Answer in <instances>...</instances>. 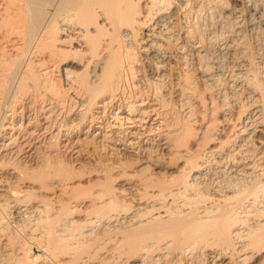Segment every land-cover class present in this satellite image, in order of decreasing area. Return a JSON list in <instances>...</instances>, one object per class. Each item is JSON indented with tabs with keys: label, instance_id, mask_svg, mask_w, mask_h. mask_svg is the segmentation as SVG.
Wrapping results in <instances>:
<instances>
[{
	"label": "rangeland",
	"instance_id": "374dc122",
	"mask_svg": "<svg viewBox=\"0 0 264 264\" xmlns=\"http://www.w3.org/2000/svg\"><path fill=\"white\" fill-rule=\"evenodd\" d=\"M187 1L188 0L180 1V10L182 9V11L179 10L177 12V20L175 19L176 21L171 29V36H173L171 39L173 38L172 42H175L179 45V47H183L182 45L185 47L184 49H181L184 50V52L182 51L181 53L180 51L183 65L182 70L184 68V72H187L188 83L189 86H191L190 88L192 91H190L189 96H187L188 98L185 97L183 99L184 105L173 103L169 97H167L169 100L166 99L169 103L166 104L168 107L166 109L168 110L165 116V125H168L167 128H164V130L168 133L174 131L172 133L173 135L171 134L172 136H170L172 138L175 137L174 139L171 138L173 140L170 142L171 145L169 144V141H167L169 144L167 149H165L162 145L163 143L161 142L163 141L158 139L157 132L154 134V140L151 138V142L148 141L144 146H139L140 149L138 150L140 152L137 150H133V152H131L127 149L124 151V147L118 146L120 140L122 139V135L120 133L116 134L113 141L109 142V139L103 137L105 133L96 136L97 130H90L88 125H80L79 121L65 122L62 118L70 113L69 111L76 113V109L74 107V103L72 101L70 102L71 91L69 88H66L61 75L58 74L59 72L55 68L53 71L50 67L43 68L39 65L33 66L32 71L29 68L30 74L32 77L34 76V81L32 82L36 83L38 80V84H33L32 82H28L26 84L27 86L25 89L28 92H26L27 95L29 94L28 98L25 99L24 104H19L21 107L19 106V108H17V114L13 118H10L12 115L9 113V117L5 123L7 126H10L12 123V125L16 128L13 138L14 141L12 140L15 143V146L12 141L8 142V140L6 141L4 139V133L0 135V149L3 144L9 143L11 144L10 148L14 149V151L7 153L5 156L0 153V181L2 180L7 182L6 185L8 184L7 187H9L10 192H14L13 194H16L15 196L18 198L15 203L10 197H5L6 195L0 198V264H17L20 256L23 257L20 261L23 260L24 263L28 262L29 264H78L80 262L79 257L73 261L74 256L71 254L63 256V254L60 255L59 252L53 253L51 249H47L50 248L49 243L45 242L50 241V239L47 235V227H45V224L41 222L43 217L44 220H46V214L44 212H48L47 216H51L49 217L51 219L65 220V216H58L61 214L59 212L62 211L60 208L63 207L70 208L71 212L74 213V215L72 214V218L78 225H86L90 221H94L92 222V226L89 228L93 229L92 234L89 236L83 237L81 235L80 238L78 237L77 232L75 234H77L76 236L79 240H75V237H73L74 240L71 241L69 239L71 237H68L69 234L66 235L69 239V243L75 241L79 244L81 243V245L87 246V249L83 254L89 253L92 258L88 260V262L87 258L85 259V256H83L85 259L84 261H87L84 263L129 264L127 262L129 255H125L123 253L117 254L115 252L108 253L106 248L104 249L103 246L105 245L106 247V243L104 242L107 241L108 237L112 236V233L109 232V228L110 230L113 228L112 226L114 222L110 223V226H105L106 223L95 217L96 207H98L102 202L104 203V201L107 202V200H110L114 203L116 202L120 206L119 210L128 209L129 212H136V209L142 207L144 211L147 209L149 212H152L151 208H153L156 213V208H159L162 204L163 207L166 205L167 209L175 208L186 213L188 212L186 210L194 208V205H192L191 202L195 198V195H193L192 192L183 194L184 196L181 195L183 197H175L173 198V201L168 200L167 202H163L159 206L157 204L158 201L156 202L157 190L159 191V189H162L166 192L175 189L179 185L180 181H182L183 176L187 175L189 169L188 167L192 166L191 164H193L194 161L204 163L203 177L199 180L200 182L198 181V188H196V192H199L200 196H202V194L203 196H206L207 192L209 197H212L211 194L214 192H209L208 189L204 187L206 184L207 186L211 185L213 191H218V184L221 185V183H224L222 186L225 189L223 190L220 188L219 190L229 191L228 187L233 185L231 178L234 177V174L232 173L235 170H238L237 172L239 174H241L242 170H255V173L252 175L253 177L250 176L251 179L247 178V182H249L252 187L255 185L259 187L258 185L264 181V122L256 120L250 115L251 110L254 109L256 105L264 102V2L262 0H252L251 4H253V8L255 9L257 4L259 7H256V10L258 9V15H256V17H251L247 12H242V14L240 13L237 15L232 13L228 15L224 14L223 10L229 8L230 6V4H228V0H191L193 2L189 0V4ZM173 5L176 6L177 2L176 4L173 3ZM137 6H135V8ZM139 7H137V9ZM186 29L188 31H186ZM185 32L187 35L189 34V37L191 38L189 42L184 40ZM177 33L179 37H177ZM175 40L180 41L178 43ZM191 43L193 45H191ZM189 45L193 47L189 49ZM124 53L126 57L124 61L126 62V66H128L127 68L125 66V72L122 75L124 83L122 85L125 91L124 99L126 100L125 102H127L129 100L128 97L136 93L137 87L138 90L141 89L146 91V86L145 84H139V81L142 79V55L138 50V47L136 50H129L128 53L124 51ZM126 53L129 55L128 57ZM183 56L184 58H187L184 59ZM183 60H186L187 65H185L186 63ZM127 61L129 64H127ZM8 64L9 63L6 62V65ZM247 66L248 68H246ZM46 68H48V70L50 68L51 71H48ZM44 72H46V74ZM82 72L80 73L81 77L83 75L84 77L89 76L88 70L87 72L86 70H84L83 73ZM3 74L4 73H1L0 75V89L6 85L7 81L5 78L7 72L4 75ZM202 75H204V77ZM258 80H261V82ZM4 81L5 84L2 83ZM17 81L14 83L15 85H13V87L15 89L14 94H16L17 97L16 100L20 102V98L18 97H21L20 95L22 94H20V90L17 89L19 88V81ZM255 81H258V83ZM254 82L256 83V88L262 95V99L255 97L250 91ZM32 86H35V89ZM42 86L43 89H41ZM33 89L36 91H33ZM2 90H0V99L2 96ZM38 92L42 97H38ZM43 92L45 93V97L41 95ZM35 93L37 97H34ZM57 94L62 102L56 105L57 101H55L54 98ZM52 95H54V97ZM32 96L34 97L33 99ZM253 96L255 98H253ZM30 99H32V102L29 101ZM47 99H49V101ZM22 106L27 108L26 111H29L30 119H28V115L23 118L19 114ZM50 106H52V110L49 108ZM71 107H74V109ZM49 112L53 115L50 127V129L52 127L53 129L47 130L45 135L40 134V136L38 133H33L31 135L30 132H34L35 127L38 126V124L42 125L46 116L50 115ZM66 112L68 113L66 114ZM93 112L95 113L94 110ZM56 114L58 116L60 115V118H58ZM110 114L111 112L108 113L109 120L107 121L109 122H111L112 118ZM246 119H248L249 122ZM52 123H54V126ZM65 123L67 124L65 125ZM70 123L72 125H70ZM59 125L62 126L61 133L55 136ZM168 126L169 128L170 126L172 127L171 130ZM249 126L251 127L249 128ZM52 132L54 136L52 135ZM33 141H35V143L37 142L38 145L36 144V147L39 146V149H36ZM33 145L34 147L32 148ZM116 147H118V149ZM171 147H173V149ZM181 152L184 154L181 155ZM177 154L179 155L177 156ZM146 160H149V162ZM150 160L153 161L151 162ZM187 160L189 164L185 167L184 165ZM145 162L148 163V166L146 165L148 167L147 170H145L146 168L144 169ZM236 162H238L239 165H237L238 163L236 164ZM233 163H235L234 166ZM15 165L17 169L14 167ZM106 166L109 167V169ZM245 166H248V168ZM13 170L15 171L14 175L12 174L14 173ZM17 173L20 174L17 175ZM248 173L251 175L249 171ZM236 177H238V179L243 178L242 175H237ZM142 180L144 182L145 180L149 182V186L152 188L147 185H145L147 187H144L146 182L144 183ZM207 180H210L209 184ZM220 180L223 181L221 182ZM128 182L129 184H126ZM157 182H160L162 187H159L161 185L159 184L158 186ZM136 183L137 187H133V184ZM225 194L232 196L231 192ZM258 194L260 197L259 202L262 203V200L264 201V194L260 191ZM186 196H188V198H185ZM190 197L194 198L192 199ZM185 202L188 203V205H186ZM204 203L205 202H201L199 206L203 207L205 204L208 206L207 203ZM155 204H157V206ZM171 206L174 207L171 208ZM159 211H161L160 214L162 213V216H165L163 212L165 211L164 208H161ZM242 214L241 217L244 216H242ZM248 223L252 224V221H248ZM89 229H85L84 231L87 232ZM104 231H106V233ZM42 234H44V236ZM57 234L59 233L57 232ZM59 235L63 236L64 234L61 233ZM43 238H46V240ZM216 242L217 243L214 241V237L206 236L202 241L194 243L195 245L191 244V247L190 245L185 244L181 246L182 248H178L173 244H170L168 241L167 244H170V247H165V250L160 248V252H156L157 250H155V252H148V254L144 255V257L142 256V259L138 262V264H235V258L233 259L232 255L225 256L226 254H224L225 250L222 249V244L218 243V241ZM150 253L155 254L151 255ZM247 254L249 255V253ZM230 256H232V258H230ZM228 258H230V260H228ZM20 261L18 263H20ZM251 263L264 264L261 262V258L258 257L252 258Z\"/></svg>",
	"mask_w": 264,
	"mask_h": 264
},
{
	"label": "bare ground",
	"instance_id": "6f19581e",
	"mask_svg": "<svg viewBox=\"0 0 264 264\" xmlns=\"http://www.w3.org/2000/svg\"><path fill=\"white\" fill-rule=\"evenodd\" d=\"M180 1L181 0H0V75L1 73L5 74L7 72L5 77L7 81L4 79L6 81V85L2 88L3 90L0 89L2 90L1 92L2 96L0 99V135L4 133L5 135L4 139L6 141L7 140L8 142L12 140L14 141L13 138L16 132V128L12 125L10 121H9L11 123L10 126L5 125V123L9 117V113H11L12 115L10 118H13L17 114L18 111L17 108H19L20 106L19 104L20 103L24 104L25 99L28 98L29 94L27 95L28 92L25 89L27 86L26 84L28 82L34 81L33 78L34 76L32 77V75L30 74V69L32 71L33 66L39 65L40 67L43 68L50 67L52 71L54 70V68L57 69V71L59 72L58 74L61 75L62 80H64L65 82L66 88H69V90L71 91L70 102L72 101L74 103L76 113L71 111H69L70 113L66 112V114L67 113L68 114L65 115L64 118H62L64 119L65 122L79 121L80 125L81 124L88 125L90 127V130L91 129L97 130V135L95 134L96 136L105 133L103 137L109 139V142L113 141L115 135L120 133L122 137L120 135L119 136L122 139L120 140L118 146L124 147L123 148L124 151L125 149H127L131 152H133V150L139 151L138 150L140 149L139 146L142 147V145L144 146L145 144H147L148 141L151 142V138H153L154 134L157 132L158 139H160V141H163L161 143H163L162 145L165 147V149H167L170 142L173 141L172 139H174L175 137L174 138L171 137L174 131L168 133L166 130H164V128H167L168 125V124L165 125V121H166L165 116L168 110L166 109L168 108L166 104L169 103L167 102L166 99H168L167 97H169V99L173 103L181 105L183 104L184 101L183 99L189 96L190 91H192L190 88L191 86H189L188 83L189 81H188L187 72H184V68L182 70L183 65H182L181 53L182 51L184 52V50L181 49H184L185 47L184 45H182L183 47H179V45H177L175 42H172L173 38L171 39V37H173L171 36V29L173 24L177 20L176 15L181 7ZM228 1H229L228 4H230L229 8L223 10L224 14L226 15L230 13L237 15L240 13L242 14V12H247L248 15L251 17H256V15H258V11H257L258 9L256 10L258 4L254 9L253 8L254 6H252L253 4H251L252 0L251 1L228 0ZM262 1L264 2V0ZM262 1L260 2L263 3ZM176 2L177 5L174 6L173 3L176 4ZM189 3L190 2H188V4ZM137 5H139L140 7ZM135 6L139 8L137 9V7L135 8ZM180 11H182V9ZM186 31L188 30L186 29ZM177 37H179L178 33H177ZM184 40H186L187 42L191 40L189 34L187 35L186 32L184 33ZM175 41L179 43L180 40H175ZM191 45L193 44L191 43ZM137 47L142 55V60H141L142 79L139 81V84L140 83L142 85L145 84L146 91L141 89L138 90L137 87L136 93L128 97L129 98L128 100L129 103H128V101L125 102L126 101L124 99L125 91L122 85L124 84L122 75L125 72L124 70L126 66V62L124 61L126 58L124 51L128 53L129 50H134V49L136 50ZM188 47L189 49H191L193 46L189 45ZM127 53L126 55L128 57L129 55ZM6 62L9 64L6 65ZM184 62L186 63V60ZM127 64H129L128 61ZM185 65H187V63ZM246 68H248V66ZM46 69L48 70V68ZM84 70H86V72L87 70L89 71L88 77L86 76L84 77L83 74L82 77L80 76V73L82 71L84 72ZM46 72L44 73L46 74ZM202 76L204 77V75ZM17 80L19 81V88L17 89H19L20 90L19 93L22 94L20 95L21 97H18L20 98V102L16 100L17 97L16 94H14L15 89L13 87V85H15L14 83ZM5 81L2 83L5 84ZM258 81L255 82L258 83ZM255 82L253 84L254 87L251 86L250 91L252 92V94H254L255 97L262 99V95L256 88ZM259 82H261V80ZM32 83L36 84L34 82ZM34 89L33 91H36ZM41 89H43V86ZM134 91H135V87H134ZM44 94L45 93L43 92V94L41 95L45 97ZM54 95L52 96L54 97ZM35 96L37 97L36 93L34 97ZM39 96L40 95L38 92V97ZM254 96L253 98H255ZM34 97L32 96V99ZM32 99H30L29 101H31ZM47 100L49 101V99ZM54 100L57 101L56 105L62 102L60 101L58 94L55 96ZM41 107L44 108L43 106ZM51 107L52 106H50L49 108L51 109ZM74 107L71 108L74 109ZM26 109L27 108L25 106H22L20 110L21 112L19 114L23 118H25V116L28 115L27 117L28 119H30L29 111H26ZM93 110L95 111V113L93 112ZM110 112H111L110 116H112V118L110 117L111 122L107 121L109 120L108 113ZM250 115L253 116L256 120L264 122V102L256 105V107L251 110ZM52 116L53 115H51V113L49 116H46L42 125L38 124V126L35 127L34 132L32 133L30 132V134L32 135L33 133L34 134L38 133V135L40 134L45 135V132L47 133V130L53 129V127L50 129ZM56 116L60 118L59 117L60 115L58 116L56 114ZM246 120L248 121V119ZM52 124L54 126V123ZM66 124L67 123H65V125ZM60 125L58 130L56 131L57 133H55L56 134L55 136L61 133L62 126ZM70 125L72 124L70 123ZM250 127L251 126H249V128ZM171 128L172 127L170 126L169 129L171 130ZM35 141L33 142L35 143ZM167 141H169V144L167 143ZM36 144L37 142L35 143V147ZM10 147H11L10 143L3 144L0 149V153L4 156L7 155V153H11L12 151H14V149ZM33 147L34 145L32 146V148ZM173 147L171 148L173 149ZM37 148L39 149L40 147L37 146L36 149ZM116 148L118 149V147ZM178 149L180 150L179 147ZM182 152L180 153L181 155L184 154V153L182 154ZM178 155L179 154H177V156ZM148 159H152V158H148ZM146 161L149 162V160ZM237 163L238 162H236V164ZM144 164H145L144 169L146 168L145 170H147L148 163L145 162ZM188 164L189 163L187 160L184 166L187 167ZM234 164L235 163H233V166ZM16 165L14 167H16ZM191 165L192 166L188 167L189 169L187 175L183 176L182 181H180L179 185L175 189L166 192L165 190L163 191L162 189L161 190L159 189V191L157 190V199H156V202L158 201L157 204L160 206V204L163 202H167L168 200L173 201V198L175 197L176 198L179 196L183 197L184 196L183 194H188L189 192H192L193 195H195L194 196L195 198L194 197H190V198L192 199L194 198L193 200L191 199L192 200L191 203L192 205H194V208L191 210H186L188 211L186 213H184L183 211H179L178 209L175 208L173 209L172 207L174 206H171L172 209H167V206L165 204L164 207L162 206V204L160 206L161 208H164L165 211L163 212L165 216H162L161 215L162 213L160 214L161 212L159 211L161 210L160 207L159 208L155 207L157 211L156 213L154 212L155 210H153V208H151L152 212H149L147 209L146 211H144L142 207L136 209L137 210L136 212H129L128 209L119 210L120 206L116 202L114 203L110 200L109 201L107 200V202L104 201V203L102 202L101 204H99V206L96 207L95 217L106 223L105 226L106 225L110 226V223L114 222L112 226L113 228L111 230L109 228V232L112 233V236L108 237V239L106 238L107 241L105 240L106 242H104L106 243V247L103 244L104 249L106 248L108 253L115 252L117 254L118 253H123L125 255L127 254L129 255L127 258L128 260L127 262L129 264H138V262L142 259V256L144 257V255L148 254V252H152V251L155 252V250H157L156 252H160L161 251L160 248L165 250V247H170V244H173L175 247L178 248H180L182 245L185 244H188L191 247V244L195 245L194 243H198L202 241L206 236H211L214 237L215 243H217L216 241H218V243L222 244L223 246L222 249L225 250V252L224 251L222 252L226 254L225 256L232 255L233 259L235 258L236 260L235 264H252L251 259L255 257L261 258V262L264 263V201L262 200V203L259 202L260 197L258 194L259 191L262 194H264V181L263 182L261 181L262 183L260 182L261 184L258 185L259 187H257L256 185H255L256 187L255 186L252 187V185L249 184V182H247V178L251 179V177H253L252 175L255 173V170L253 169L242 170L241 174L237 172L238 170L237 171L235 170L232 173L234 174V177L231 178L233 185L228 187L229 189L226 188L229 191H223L225 189L222 186L224 183L223 184L221 183V185L218 184L219 189L220 188L223 189V190L218 189V191H213L211 185L207 186V184L206 185L204 184L205 185L204 187H206L209 192H214V193L213 194L210 193L212 197H209V194L207 192H206V196H203V194L202 196H200L199 192H196V188H198L197 187L198 181L201 180L203 177L204 163H199V161H194L193 164ZM237 165H239V163ZM107 168L109 169V167ZM246 168H248V166ZM248 171L251 173V175L248 173ZM12 174L14 175L15 171ZM19 174L17 173V175ZM237 175L240 176L242 175L243 178L240 177L241 179H238V177H236ZM146 180H145L146 183L142 180L145 183L144 187H147L150 184ZM209 181L208 184L210 183ZM6 183L7 182H4L2 180L0 181V198L6 195L5 197H10L11 200L14 201V203L15 201L17 202L18 198L17 196H15L16 194L14 195L13 194L14 192L12 193L10 192L9 187H7L8 184L6 185ZM157 183L159 186L160 182ZM126 184H129V182ZM133 187H137V183L133 184ZM159 187H162V185ZM228 192H231L232 196H228L225 194ZM188 196H186L185 198H188ZM201 202L207 203L208 206L204 203L205 206L200 207L199 205ZM157 204L155 205L157 206ZM186 205H188V203H186ZM60 209H62V211L59 212L61 214L58 216L59 217L65 216L66 217L65 220L51 219L49 218L51 216L49 215L47 216L48 212L46 211L44 212L46 214V218H45L46 220H44V217L43 219H41V222H43V224H45V227H47L46 229L48 232L47 231L46 232L50 239V241H45L46 243L47 242L49 243L50 248L47 249H51L53 253L59 252L60 255L63 254V256L66 254H71L74 256L73 261H75L76 258L79 257L80 262L78 264H86L84 262H87L92 258V256L89 255V253L83 254L84 251H86L87 246L81 245V243L79 244L78 242L75 241L69 243V239L72 241L74 240L73 237H75V240H79L76 236L77 234L78 237L80 238L81 235L85 237L92 234L93 229L92 228L89 229V228L92 226V222L94 221L92 220V222L91 221L89 223L87 222L88 224L85 223L86 225H78L77 223H75V221L72 218V214L74 215V213L71 212L70 208L63 207ZM241 214L242 216L243 215L244 216L241 217ZM248 221H252V224H249ZM85 229H89V230L86 232L84 231ZM106 231L104 232L106 233ZM57 232L59 234L62 233L64 235L60 236L59 234H57ZM67 234H69L68 237H71L73 239L71 238L68 239V237L66 236ZM42 235L44 236V234ZM44 240H46V238ZM168 241L170 242V244H167ZM247 253H249V255ZM83 256H85V259L87 258V261H84L85 259L83 258ZM232 256H230V258H232ZM22 258L23 257L20 256V259ZM230 258H228V260H230ZM20 259H18L17 264L24 263V261L23 260L20 261ZM19 261L20 263H18ZM25 263L27 264L28 262Z\"/></svg>",
	"mask_w": 264,
	"mask_h": 264
}]
</instances>
